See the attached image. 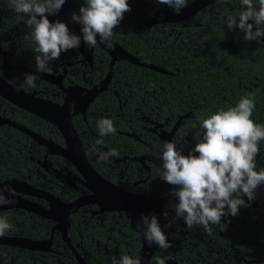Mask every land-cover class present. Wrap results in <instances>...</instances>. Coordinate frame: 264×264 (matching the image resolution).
Wrapping results in <instances>:
<instances>
[{
  "label": "flooded vegetation",
  "instance_id": "obj_1",
  "mask_svg": "<svg viewBox=\"0 0 264 264\" xmlns=\"http://www.w3.org/2000/svg\"><path fill=\"white\" fill-rule=\"evenodd\" d=\"M194 1L188 0L186 6ZM128 2L131 11L124 14L126 23L120 25L130 27L142 42L161 45L171 39L175 50L181 52L174 55L177 66L166 71L175 84L180 85L176 79L179 74L200 75L201 71L193 68L181 70L184 63L202 69L210 68L212 60L215 68L228 73L230 66L226 61L211 59V27L223 35L221 42L229 41L240 52L234 61L241 63L237 70L241 78L252 73L246 69L251 63L264 68V37L245 41L243 31H229L226 25L228 16H237L243 9L242 0H216L180 22L149 25L146 17L155 13L156 0ZM168 9L172 13L180 10ZM50 17L66 23L59 13ZM260 27L264 30V25ZM28 32L12 10L10 0H0V79L51 108L60 118L68 114L91 171L82 167L78 170L63 156L67 146L54 126L0 97V120L6 121H0V183L11 182L12 186L3 188L4 195L15 201L0 205V216H6L12 225L0 237L25 245L39 242L42 248L36 251L0 244V264H112L113 257L130 256L132 248L136 250L134 259H138L142 240L136 230L144 231L142 225L138 227L140 220L133 229L128 211L107 205L127 195L172 198V187L160 178L162 146L173 142L177 150L187 155L199 139V117L209 114L212 105L204 99L183 100L170 95L167 86L150 84L146 72L128 69L127 64H133L119 60L109 80L83 110L76 112L75 106L70 112L75 101L86 103V97L103 85L111 59L106 53H98L101 49L97 45L86 58L75 49L69 50L50 62L51 74L43 73L49 76L48 82L36 74L37 53L31 38L25 39ZM25 74L37 77L35 88L23 83ZM103 118L113 121L114 135L100 136L97 121ZM97 139L104 140L96 146L98 151L115 150L117 155L98 163V153L89 151ZM8 188L14 190V196L9 195ZM16 198L28 205L17 204ZM78 201L80 204L68 214V205ZM245 206L237 216L221 218V224L227 226L225 231L220 230L222 225H210V230L202 225L189 229L175 214L155 215L173 246L162 249L152 244L150 264H157L158 259H164L165 264H264V214ZM68 217V227L60 224ZM242 223L252 231L242 230ZM169 254L170 257H164Z\"/></svg>",
  "mask_w": 264,
  "mask_h": 264
},
{
  "label": "clouds",
  "instance_id": "obj_2",
  "mask_svg": "<svg viewBox=\"0 0 264 264\" xmlns=\"http://www.w3.org/2000/svg\"><path fill=\"white\" fill-rule=\"evenodd\" d=\"M156 2L178 10L186 6L187 0ZM65 3L66 0H10L12 10L29 29L25 39L30 37L35 45V65L39 73L51 74L50 62L58 60L64 52L79 48L81 38L87 46L94 47L99 36L101 43L112 47L110 38L114 29L120 25L124 14L131 11L128 0H84L78 14L72 15V21L81 25V35H75L66 23L48 19L56 15ZM242 5L243 9L237 16H228V30L243 31L245 41L264 37V30L260 27L264 25V0H255V3L254 0H242ZM249 21H254V24ZM36 79L33 74H25L23 83L35 88ZM255 107L254 94H247L235 106L201 115L199 139L187 155L177 150L173 142L163 144L160 178L172 187L170 196L177 201L175 204L169 201L167 208L175 212V218L183 219L189 229L202 225L205 230H210V225H222L220 230L225 231L227 226L221 224V218L237 216L246 204L242 197H247L248 201L255 200L257 189L264 185V167L256 170L259 144L264 141V125L251 119ZM74 110L75 105L70 106V112ZM97 126L101 137L115 134L110 119L98 120ZM103 143V139H97L89 149L98 153V163L117 155L115 150L98 151L96 146ZM6 191L10 196L15 195L11 188ZM4 192L5 189L0 188V205L15 203ZM162 215L167 217L168 210ZM141 225L149 245L155 244L162 249L173 246L155 215L142 213L138 227ZM11 228L7 217L0 216V236ZM112 264H141V261L121 255L118 259L113 257ZM157 264H165V260L158 259Z\"/></svg>",
  "mask_w": 264,
  "mask_h": 264
},
{
  "label": "trees",
  "instance_id": "obj_3",
  "mask_svg": "<svg viewBox=\"0 0 264 264\" xmlns=\"http://www.w3.org/2000/svg\"><path fill=\"white\" fill-rule=\"evenodd\" d=\"M149 1L152 2V0ZM66 3L78 14L79 8L84 4V0H80L78 3L76 0H66ZM121 22L126 23V19L123 18ZM130 29V27L125 28V26L119 25L114 29L110 39L123 51L147 64L169 72L174 65L177 66L178 61L176 62L174 55L181 52L175 50L173 43H171V39L161 45L150 41L142 42L137 39V36L133 35L132 29V32H130ZM222 37L223 35L219 33L217 28L211 27L209 29V48L212 49L211 54L213 55L211 59L226 61V64L230 66L227 71L228 73L221 71L219 68H215V62L212 60L210 61V68L208 66L202 67V69H197L194 66L188 67L187 64L184 63L183 67H180L184 72L191 71L192 68L195 71L201 72L199 73L200 75L194 74L190 77L179 74V77H176L178 82H180L179 85L172 82L168 72V74H160L146 68L135 67L128 64L126 68L146 72L148 79L152 81V83L149 82L150 84L167 86L170 89V95H176L183 100L191 99L199 101L200 99H204L210 102L212 105L209 110L210 113L216 112L219 109L226 110L230 106H235L241 97L247 94H254L256 107L251 119L257 124L264 125V68L257 66V63H251V67H247L246 69L252 71V73L246 79L241 78L240 75L237 74V70L241 68V63H235L234 61V58L240 57V52L235 50L234 44H230L229 41L226 40L221 42L220 39ZM226 39L228 38L226 37ZM97 52L105 55V53L99 49ZM246 58H248V56ZM248 59L246 61H248ZM246 63L248 62L244 64ZM117 68L118 67H116V69ZM253 75H255L257 79H254L252 77ZM259 148L260 154L256 157V163L257 167L262 168L264 167V141L260 142ZM4 174L5 173H3V175ZM3 177H5V175ZM245 208L249 209L246 206ZM240 228L244 231H252V228L245 225V223H242ZM130 251V257L134 258L136 250L132 248ZM164 257L168 258L170 254Z\"/></svg>",
  "mask_w": 264,
  "mask_h": 264
},
{
  "label": "water",
  "instance_id": "obj_4",
  "mask_svg": "<svg viewBox=\"0 0 264 264\" xmlns=\"http://www.w3.org/2000/svg\"><path fill=\"white\" fill-rule=\"evenodd\" d=\"M216 1V0H196L190 5L180 9L177 13H172L168 9L167 5L163 4H158V7L153 14L152 17H146L148 19V24H157V23H176L180 22L182 19L187 18L189 15L195 13L199 9L207 6L211 2ZM65 7H67L72 13L74 14L75 12L65 3ZM61 16V15H60ZM63 18V17H61ZM48 19L52 22H55L52 17H48ZM65 20L66 23H68L72 28H74L69 21ZM146 24V23H145ZM69 31L73 34H75L72 30L69 29ZM81 33V32H80ZM76 35V34H75ZM112 54L109 52V50L105 49L102 45L96 44L101 50H103L104 53L108 55V57L111 59L110 64H109V70L106 76V79L103 83V85H100L96 87V91L94 93H91V96L89 100H87V103L93 98L95 93L102 89V87L106 84V82L109 80L110 76L112 75L114 66L117 61L123 60L126 61L130 64L136 65L138 67L146 68L148 70H152L154 72H158L160 74H167L166 71H164L161 68L152 66L150 64H147L131 55L123 51L116 43H114L112 40ZM75 50L78 51L81 55H83L84 58L87 56H90L92 53V47L87 46L84 42L83 39L81 38V44L79 48H76ZM36 74L42 78L45 81H49L47 75L43 73L36 72ZM0 97L9 102L10 104L30 113L38 118L48 122L52 126H54L62 135L64 138L65 144L67 146V150L65 153H62L63 156H65L78 170L80 168L87 169L88 171L90 170V167L86 164L84 156L81 152V148L79 145V142L77 140L75 131L71 127V123L69 120L68 114H65L64 118L59 115L55 114V111L52 110L51 108H48L47 106L40 104L39 102L33 100L30 96L25 95L22 93L19 89H14L10 87L8 84H6L2 79H0ZM77 101L74 102V105H76ZM85 105V106H86ZM2 122H6L3 120H0ZM259 171L258 169H256ZM11 182L9 181H4L3 183H0V188H7L10 187ZM245 200V203L252 207L253 209L261 212L264 214V185H262L260 188L257 189V195L255 200L253 201H248L247 197H242ZM17 200L20 198H16ZM169 201L172 204L177 203L176 200L173 198H143V197H136L132 195H127L126 198L122 199L120 198L119 201L114 202L113 204L108 203L107 206H111V208H119L123 209L125 211H128L131 215L130 217V225L134 229V225L136 222H138L141 219V214L143 213L144 215H162V213L167 209L169 212V215L175 214V212L167 208V205ZM26 204L24 200L20 201L18 200L17 204ZM78 202H74L71 205H68V214H71L75 208L79 205ZM68 219H66L65 223L62 221L60 224H66L68 227ZM67 230V229H66ZM140 235H141V240H142V247L138 255V259L141 261V264H150L149 262V255L151 254L152 250V245H149L146 239L144 238L143 231L142 230H136ZM28 243V242H27ZM0 244H6L10 246H16V247H22V248H27V249H32L36 251H41L42 248L40 247V243L38 242H29L27 245L24 243L21 244L19 243L18 240H8L7 238L0 237ZM147 252V254L145 253Z\"/></svg>",
  "mask_w": 264,
  "mask_h": 264
},
{
  "label": "bare ground",
  "instance_id": "obj_5",
  "mask_svg": "<svg viewBox=\"0 0 264 264\" xmlns=\"http://www.w3.org/2000/svg\"><path fill=\"white\" fill-rule=\"evenodd\" d=\"M64 19H66L67 21H69V23L80 32L81 29V25L78 23H75L72 21V11H70L67 7H65L64 5L62 6L61 10L58 12ZM97 43L102 45L105 49L109 50V52L112 54L111 48L112 47H107L105 46V44L100 42V38L99 36H97ZM91 94H89L86 97V100H89ZM76 105V112H81L83 110V108L85 107L86 103L81 101V100H77V102L75 103Z\"/></svg>",
  "mask_w": 264,
  "mask_h": 264
}]
</instances>
